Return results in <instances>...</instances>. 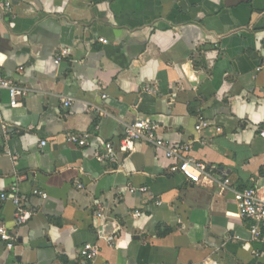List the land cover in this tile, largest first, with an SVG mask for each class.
I'll return each instance as SVG.
<instances>
[{
  "label": "crops",
  "instance_id": "crops-1",
  "mask_svg": "<svg viewBox=\"0 0 264 264\" xmlns=\"http://www.w3.org/2000/svg\"><path fill=\"white\" fill-rule=\"evenodd\" d=\"M7 1L0 72L29 93L17 108L0 96V226L15 240L0 241V264H264L232 194L264 193V0ZM145 118L225 171L229 190L170 173L174 162L143 142L117 164L95 160ZM69 133L89 134V146L68 144ZM11 187L33 214L25 223ZM111 222L110 246L96 233ZM84 244L98 247L94 262L79 257Z\"/></svg>",
  "mask_w": 264,
  "mask_h": 264
},
{
  "label": "built area",
  "instance_id": "built-area-1",
  "mask_svg": "<svg viewBox=\"0 0 264 264\" xmlns=\"http://www.w3.org/2000/svg\"><path fill=\"white\" fill-rule=\"evenodd\" d=\"M10 2L7 0H0V10L3 13L10 11ZM100 43L106 44L103 38L98 39ZM69 54V50L62 48L55 56V63H59ZM21 69H19L20 71ZM147 92H153L150 86L144 88ZM5 92L9 99L10 108H17L21 106L22 102L28 95V90L19 86L13 80L3 76L0 72V96ZM65 108L72 104L70 98L61 99ZM208 126V123L200 118L199 123L195 126V130L199 132L201 129ZM158 125L148 119H137L132 123L125 126L124 136L118 143L115 149L113 144L106 143L102 146L98 152L95 153V160L99 163L114 165L117 164L118 154H131L135 150V144L143 142L150 144L154 148L162 150L166 159L173 161L170 166V173L181 174L184 179L193 185H200L201 183L215 184L220 192L229 190L231 182L227 173L215 166H206L200 162H197L188 155L191 144H179L172 145L169 141L164 140L158 134ZM258 136L264 139V129L258 130ZM90 135L87 133L66 134L65 140L68 144L77 147L85 148L89 146ZM45 142L41 143V146H45ZM264 173V172H263ZM264 176V174H263ZM78 188H81L78 185ZM11 200L16 208L15 219L17 224L25 223L32 217V212L23 208L20 198L15 196V187H11ZM129 192L134 194L135 192L144 193L146 188L133 189L130 188ZM34 195L40 196L42 199L46 198V194L41 191H33ZM233 201L236 204L238 214L241 218L249 222L248 231L252 241L264 243V193H261L255 186L243 189L241 191H233ZM2 200L7 198V195L2 194L0 196ZM156 205H160L161 202H155ZM100 210L95 213V216L99 217ZM133 217L139 218L140 213L134 212ZM109 224V223H108ZM112 232L110 234L105 233V226H102L97 231V238L104 240L108 245H113L116 239L119 226L115 222H111ZM0 241L5 244L7 250H11L14 246V238L11 237L3 226H0ZM99 254L98 247L93 244H84L78 251L79 257L86 262H94Z\"/></svg>",
  "mask_w": 264,
  "mask_h": 264
}]
</instances>
